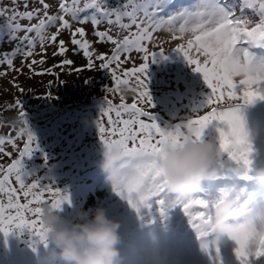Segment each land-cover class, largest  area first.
<instances>
[{"label":"snow or ice","instance_id":"1","mask_svg":"<svg viewBox=\"0 0 264 264\" xmlns=\"http://www.w3.org/2000/svg\"><path fill=\"white\" fill-rule=\"evenodd\" d=\"M12 3L15 5L18 0H12ZM39 3L42 10L20 12L15 7L0 8V19L4 21L0 23V43L16 42L10 52L0 54V65L22 71L14 66V58L22 56L21 63L24 64L35 54L37 43L42 52L46 44L56 45L53 55L65 56L69 49L65 41L58 40L64 31L70 33L73 53H82L86 59L87 70L96 69L99 61V69L106 70L111 77L112 83L106 93L119 95L120 103L105 98L95 126L105 149L118 146L122 150L111 188L137 212L141 208H150V201L162 204L170 195L159 169L160 145L190 139L203 142L204 130L215 121L218 125L217 159L213 176L208 180L213 183L184 199L170 200L168 206L179 205L197 239L207 238L211 234L206 225L212 222L217 197L227 191L231 199L230 212L236 216L235 221H230L233 232L228 239L235 242L238 264H264V192L257 194L247 187L254 170L253 148L240 111L245 105L264 100V62L255 61L248 52L249 47L264 41V0H241L239 14L234 5L221 0H195L193 6L180 8L173 7L174 0H124L123 3L117 0L115 6L109 0H59L55 14L49 13L50 5L45 0H39ZM24 7L28 8L27 0ZM245 10L253 12L257 19L254 21L246 16ZM34 19L37 23L28 26L19 22ZM88 23L93 27L97 43L112 45L110 54L93 49L82 27ZM73 24L81 26L73 28ZM101 24L109 27L101 31ZM113 25L128 34L122 39L119 32L114 36ZM53 27L56 31L49 34L48 30ZM165 30L171 34V39L183 41L174 51L183 55L193 71L201 75L210 92L203 105L193 109L190 116L162 128L149 115L152 103L146 71L148 64L156 62L157 57L165 58L162 49L151 53L148 50L155 33ZM20 32L24 35L20 36ZM134 52L142 54V63L124 69L123 65L132 59ZM37 63L43 64L44 60L32 59L27 66L33 70L32 66ZM73 64V60L65 58L54 67ZM83 70L75 69L77 73ZM34 74L53 72L48 69ZM4 75L7 73L0 72V76ZM123 90L134 93L132 103L126 102ZM48 98H52L50 94ZM13 107L19 110L23 127L15 137L11 134L0 136V156L12 155L5 145L17 148L16 141L25 135L26 139L23 147L17 148L18 158L7 166L0 165V233L7 236L10 232L27 229L35 237L33 243L47 247L45 229L39 219L41 206L48 204L59 211L61 205L68 202V197L39 181L31 179L28 182L30 179L23 171L22 160L31 156L35 137L24 120L19 100L9 105L8 110ZM104 118H107V125ZM240 181L246 183L241 185ZM201 246L211 264H220L216 246L212 245L211 250L207 243Z\"/></svg>","mask_w":264,"mask_h":264},{"label":"rangeland","instance_id":"2","mask_svg":"<svg viewBox=\"0 0 264 264\" xmlns=\"http://www.w3.org/2000/svg\"><path fill=\"white\" fill-rule=\"evenodd\" d=\"M45 2L50 5V14L58 11L59 0H45ZM109 2L115 6L117 0H109ZM119 2L123 3L124 0H119ZM221 2L234 5L235 11L239 14L241 0H221ZM24 3L25 0H18V3L13 5L12 0H2L0 8L15 7L20 12L33 9L42 10L39 0H27V9ZM194 3L195 0H174L173 7L180 8L182 5L191 7ZM245 15L254 21L257 19L250 10H245ZM3 22V19H0V23ZM19 22L22 26L37 23L35 19L31 22L28 20ZM124 22L127 23V20ZM80 26L73 24V28ZM82 27L85 28L86 38L92 42L96 52L110 54L112 45L97 43L90 23ZM108 27L107 24H101L99 30L103 31ZM55 31L54 27L48 30L49 34ZM132 31H135V28ZM118 32L121 39L128 34L113 25L112 34L115 36ZM19 35L23 36L24 33L20 32ZM58 40L65 41L69 49L65 56L53 55L57 50L56 45L46 44L42 52L37 43L35 54L24 64L21 63L22 56L18 55L14 58V66L22 71H12L7 65H0V72L7 73V75L0 76V136L11 134L15 137L23 127L20 123L19 110L15 107L8 110L9 105H14L15 101L19 100L24 120L35 137L37 147L34 146L35 150L30 157L22 160L23 171L30 179L28 182H31V179L36 180L66 194L68 202L62 204L58 212L63 219L69 222H78L77 214L81 212L87 213L91 218L93 210L97 207L103 208L108 218L119 222L118 234L121 243L118 245V251L122 258L121 264H211L202 246L195 251H182L167 242L164 237H160L159 233L162 235L169 233L177 234L189 243L198 240L181 207L179 205L168 206L169 201L174 199L172 195H169L162 204L150 201V208H141L137 212L113 193L106 174L98 167L103 149L95 120L100 119L99 114L105 98L112 99L115 104H119V95L113 96L111 93H106L112 83L111 77L106 70L99 69V61H97V68L89 71L86 68L87 61L83 54L73 53L71 36L68 31L62 32ZM15 43H0V54L10 52ZM181 43L183 41L179 39H171V34L165 30L156 32L153 42L148 45L150 53L159 52L162 49L165 57H157L156 62L148 64L146 71L147 87L152 103L149 115L162 128L165 125L180 123L182 119L190 116L193 109H199L203 105L210 92L201 75L193 71L183 55L174 51ZM248 52L255 61L264 62V41L251 49L249 47ZM141 56L142 54L134 52L132 59L124 64L123 68L131 69L134 65L139 66L142 63ZM65 58L73 60L74 64L64 68L54 67ZM32 59L37 61L43 59L44 63H37L32 66L33 70H30L27 65ZM77 68L84 70L77 73L75 71ZM48 69H52L53 74H34L45 72ZM48 94L51 95V99L48 98ZM133 96V92H126V102L132 103ZM240 111L253 148L251 157L254 161L253 168L264 166V100L245 105ZM112 115L115 118L114 113ZM33 122H39V125H34ZM104 122L107 125V118H104ZM217 127V123L212 122L204 130L203 141L211 142L215 146L218 137ZM59 134L62 135L59 137ZM56 136L58 138L55 139ZM24 139L26 135L16 141L17 148L23 147ZM72 145L78 151L74 150ZM5 148L12 155L10 157L0 156V165L7 166L12 160L18 158V151L10 145H5ZM210 183L213 182H202L201 188L207 189ZM239 183L243 185L246 182L240 181ZM248 186H251L250 191H256L257 194L264 192V188L258 187L254 182H247ZM34 241L35 237H32L27 229L10 232L7 236L0 233V264H36V258L44 253L48 245L45 247L42 244L33 243ZM208 245L211 250V241ZM235 247V242L228 238L216 246L219 251L220 264H238L234 252Z\"/></svg>","mask_w":264,"mask_h":264},{"label":"clouds","instance_id":"3","mask_svg":"<svg viewBox=\"0 0 264 264\" xmlns=\"http://www.w3.org/2000/svg\"><path fill=\"white\" fill-rule=\"evenodd\" d=\"M126 93V90H123ZM102 159L98 163L110 184L116 178V165L122 157L118 146L109 149L101 144ZM217 151L211 142L188 140L179 143H162L159 169L166 189L176 199H184L201 190L202 182L211 179ZM251 182L264 188V166L250 173ZM231 199L227 191L217 197L212 209V222L206 225L213 236L211 244L220 245L233 232ZM48 247L36 258V264H121L118 245L121 243L119 222L108 218L103 208L77 214L78 222L63 219L50 205L41 206L39 217Z\"/></svg>","mask_w":264,"mask_h":264},{"label":"bare ground","instance_id":"4","mask_svg":"<svg viewBox=\"0 0 264 264\" xmlns=\"http://www.w3.org/2000/svg\"><path fill=\"white\" fill-rule=\"evenodd\" d=\"M182 6H183V5H182ZM29 7H31V6H29ZM13 86H14V85H13ZM14 87H15V86H14ZM15 112H16V111H15ZM32 117H33V116H32ZM43 120H44V119H43ZM26 121H27V120H26ZM32 121H35V120H32ZM39 122H40V121H39ZM39 122H38V123H36V122L34 123V122H33V123H34V125H35V124H38V125H39ZM46 122H47V121H46ZM41 123H42V122H41ZM47 123H48V122H47ZM27 125H28V124H27ZM38 125H37V126H38ZM45 125H46V124H45ZM48 125H49V124H48ZM28 126H29V125H28ZM40 126L43 127L42 125H40ZM41 127H39V128L41 129ZM44 127L46 128V126H44ZM44 127H43V128H44ZM28 128H29V127H28ZM45 128H44V129H45ZM44 129H42V130H44ZM55 130H56V129H55ZM34 131H35V130H34ZM36 131H37V130H36ZM38 131H39V130H38ZM38 131H37V132H38ZM48 131L50 132V129H49ZM31 132H32V131H31ZM40 133H41V132H40ZM56 133L58 134V131H56ZM41 134H42V133H41ZM33 135H34V134H33ZM37 135L40 137L39 133H38ZM54 135H55V134H54ZM61 135H62V134H61ZM61 135L59 134V137H60ZM42 137H43V136H42ZM42 137H41V138H42ZM54 138L56 139V138H58V137L56 136V137H54ZM54 138H53V139H54ZM36 139H37V138H36ZM38 139H39V138H38ZM55 139H54V141H56ZM39 140H40V139H39ZM41 140H42V139H41ZM70 145H71V144H70ZM70 145H68V147H69ZM88 146H89V145H88ZM35 147H37V146H35ZM68 147H67V148H68ZM81 147H82V144H81ZM89 147H90V146H89ZM21 148H22V147H21ZM72 148H73V145H72ZM77 148H78V147H77ZM86 148H87V147H86ZM70 149H71V148H70ZM73 149H74V148H73ZM73 149L71 150L72 153H73V151H74L76 148H75L74 150H73ZM80 149H81V148H80ZM80 149H79V150H80ZM34 150H35V149H34ZM76 150H77V149H76ZM83 150H84V149H83ZM83 150H80V151H83ZM90 150H91V149H90ZM41 151H42V150H41ZM48 151H50V150L48 149ZM69 151H70V150H69ZM77 151H78V150H77ZM75 152H76V151H75ZM84 152H85V151H84ZM69 153H70V152H69ZM86 153H87V152H86ZM92 154H93V153H92ZM70 155H71V153H70ZM72 155H73V154H72ZM73 156H74V155H73ZM74 157H75V156H74ZM69 159H70V158H69ZM73 159H74V158H73ZM73 159H72V160H73ZM55 160H56V159H55ZM54 162L56 163V161H54ZM64 162H65V161H64ZM62 164H63V163H62ZM63 165H64V164H63ZM55 166H56V165H55ZM60 166H61V165H60ZM57 168H58V167H57ZM61 168H62V166H61ZM59 170H60V168H59ZM61 170H62V169H61ZM48 172L51 173L50 171H48ZM41 174H42V172H41ZM41 174H40V175H41ZM45 174H46V173H45ZM47 174H48V173H47ZM54 176L56 177L57 175L55 174ZM45 180L47 181V179H45ZM51 180H52V179H51ZM91 184H92V183H91Z\"/></svg>","mask_w":264,"mask_h":264},{"label":"trees","instance_id":"5","mask_svg":"<svg viewBox=\"0 0 264 264\" xmlns=\"http://www.w3.org/2000/svg\"><path fill=\"white\" fill-rule=\"evenodd\" d=\"M186 2V1H185ZM182 3V2H181ZM182 4H184V3H182ZM105 96V95H104ZM106 97V96H105Z\"/></svg>","mask_w":264,"mask_h":264}]
</instances>
